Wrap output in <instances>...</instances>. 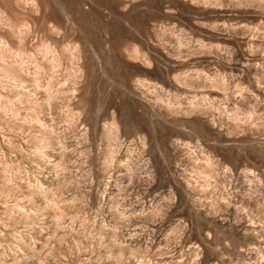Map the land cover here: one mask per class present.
<instances>
[{
    "label": "clouds",
    "instance_id": "obj_1",
    "mask_svg": "<svg viewBox=\"0 0 264 264\" xmlns=\"http://www.w3.org/2000/svg\"><path fill=\"white\" fill-rule=\"evenodd\" d=\"M133 2L106 0L113 40L84 11L95 0H0V264H264V0H184L190 23ZM105 96L165 109L200 204L152 191L146 139L106 142Z\"/></svg>",
    "mask_w": 264,
    "mask_h": 264
},
{
    "label": "rangeland",
    "instance_id": "obj_2",
    "mask_svg": "<svg viewBox=\"0 0 264 264\" xmlns=\"http://www.w3.org/2000/svg\"><path fill=\"white\" fill-rule=\"evenodd\" d=\"M149 3L150 0H134L132 7H147ZM57 5L61 8V11H63V5L60 3V0H57ZM151 8L152 18L178 16L181 18V20H188L189 23L191 22L189 20V15L195 10L192 6L186 5L184 0H180L179 5L176 7L168 4L167 0H154V2L151 3ZM84 11L96 21L100 28L101 36L107 33L113 40H118L123 35V29L121 27L122 22L118 15H114L116 9L113 6L111 11H109L106 0H95V3L89 5V7ZM135 19L140 20L142 17L137 16ZM161 27H164V25L162 24ZM45 54H50L47 49H45ZM129 55L135 56L136 53L133 50L129 53ZM209 59H211V57H202L201 62H207ZM192 63L193 61L177 62L174 63L173 69L176 71H182L184 70L182 65H190ZM153 75L159 74L153 73ZM212 95L217 96L219 94L212 93ZM106 104L108 107L116 106L119 108L117 116L110 121H106V126L104 127L101 134L107 143H122L126 146V148L122 151H127L133 148L136 141H143L145 139L147 140L149 145V153L151 154V160L157 168L158 174L163 177V179L152 188V191L155 192L157 189H159L161 184L175 183L179 185L177 189L178 192L181 189L183 190V195L180 196L179 200L182 205L194 207L200 204V201L197 200L196 197L200 196L202 200L204 193L190 190L186 187L183 181L177 180V172L183 171V168L192 162L188 160L187 164H182L181 160L177 159L179 150L177 149L174 152V150L168 146L166 137L171 134V129L165 125L171 121L169 118L159 115V113L164 112L165 109L155 103H152L151 112H149L148 108L143 103H130L128 101L118 102L115 99L108 100V98L105 96L97 101L98 113L99 111L103 110ZM145 114L148 115L149 121H164V124L157 125V123H153V131L149 133L145 128ZM121 122H123V125ZM138 129H142V131ZM129 131L135 132L136 134L129 135ZM89 139L92 142H98L97 127L95 123H93V127L90 130ZM132 154L134 155V152ZM174 161L178 166L177 168L172 167ZM165 165H167L169 168L167 174L165 172ZM196 168L197 166L193 165L191 171H195ZM168 176H171L172 179L169 180ZM41 182L44 183L42 178ZM122 182V178L114 175L112 177V187L109 189V191L114 192ZM193 183H195V180H193ZM197 187H199V185ZM36 199L37 203H44L42 198L38 197ZM208 210H211L210 204L208 205Z\"/></svg>",
    "mask_w": 264,
    "mask_h": 264
}]
</instances>
